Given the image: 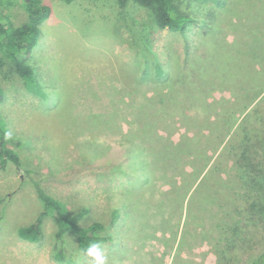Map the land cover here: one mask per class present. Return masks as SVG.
Here are the masks:
<instances>
[{
	"label": "rangeland",
	"instance_id": "obj_1",
	"mask_svg": "<svg viewBox=\"0 0 264 264\" xmlns=\"http://www.w3.org/2000/svg\"><path fill=\"white\" fill-rule=\"evenodd\" d=\"M42 1L51 15L29 63L46 97L0 70V118L14 139L26 142L15 149L23 167L0 171V264H96L87 254L72 260L68 250L56 256L49 217L41 244L14 235L43 211L31 184L41 175L42 186L70 211L90 210L82 226L110 223L106 202L116 205L111 240L100 247L105 264H215L239 189L223 153L228 125L214 130L211 120L232 118L228 107L247 113L264 96V73L251 83L239 77L231 85L235 94L193 74L190 57L204 58L200 21L182 34L158 28L144 10H127L148 26L145 51L114 0ZM226 2L224 11L212 9L216 37L245 58L240 67L263 71L264 0ZM8 18L19 26L26 15L16 3ZM163 72L174 80L173 91L161 81ZM200 81L209 84L202 92ZM203 100L216 108H200ZM243 227L245 239L254 238L244 247L255 240L252 251L261 255L264 222Z\"/></svg>",
	"mask_w": 264,
	"mask_h": 264
},
{
	"label": "trees",
	"instance_id": "obj_2",
	"mask_svg": "<svg viewBox=\"0 0 264 264\" xmlns=\"http://www.w3.org/2000/svg\"><path fill=\"white\" fill-rule=\"evenodd\" d=\"M61 1L72 4L75 0ZM16 3L26 15V20L19 26L12 24L8 18V11ZM114 4L121 15L124 12V21L131 24L133 34L140 43L138 45L140 48L142 45V50L145 51L150 50V45L147 44L149 35L145 33L148 26L144 21L131 17L127 10L135 7L144 10L158 28L182 34H185L193 23L200 21L203 29L197 33L196 39L204 37V58L199 60L197 55L193 54L189 59V66L193 74L196 73L208 83L213 85L214 82H221L217 87L220 86L225 91L238 93L239 90L235 86H232L233 90L231 87L235 80L241 77L244 82L251 83L257 73L261 75L264 73V70L254 71L240 67L245 58L240 53L233 52L228 42H222L216 37L218 27L217 23H214L216 19L212 9L214 7L224 11L227 6L226 0H114ZM50 15L51 8L42 0H0V70L4 73L7 69L5 76H16L27 90L41 97H46V94L37 83L34 68L29 61L32 51L40 43L42 26ZM165 73L163 72L160 79L172 89L170 85L175 82L166 77ZM262 83L264 88V79ZM207 85L209 84L200 81L195 86L202 92L203 88H208ZM217 87L212 86L211 92L218 93ZM4 96V89L0 86V105ZM224 103L220 102L218 108ZM195 104L197 103L191 100L189 107L195 110L193 107ZM199 107H204L205 111L216 108L206 100L200 102ZM227 109L235 111L232 118H213L211 123L214 130L220 125H228V137L224 141L223 153L231 161L236 176L233 182L237 184L239 190L236 193L238 197L234 207V222L227 227L222 243L216 247L215 264H264V251L259 256L252 251L256 244L255 240L251 249L244 247L253 237L245 239L243 232L245 225L264 222V96L244 115L242 111L233 110L231 107ZM56 116L58 119L62 117L58 112ZM25 145V141L11 136L5 122L0 118L1 172L6 171L10 165L18 169L23 167V162L15 149ZM26 173L36 175L30 170ZM43 181L42 175L40 178L35 176L31 178L32 187L43 205V211L32 223L16 228L14 235L19 240L35 245L41 244L45 238L43 223L47 217L53 220L56 227L54 249L55 255L61 259L64 258L65 250H68L71 259L75 260L87 254V248L91 243H98L101 247L111 240L108 235L113 228L114 216L117 215L116 205L110 204L108 200L106 202L112 216L110 223L92 222L82 226L90 210L84 207L75 212L70 211L62 200L55 198L42 186ZM3 220L4 217L0 216V227Z\"/></svg>",
	"mask_w": 264,
	"mask_h": 264
},
{
	"label": "clouds",
	"instance_id": "obj_3",
	"mask_svg": "<svg viewBox=\"0 0 264 264\" xmlns=\"http://www.w3.org/2000/svg\"><path fill=\"white\" fill-rule=\"evenodd\" d=\"M87 255L94 257L96 264H105V258L100 252V245L98 243H91L87 248Z\"/></svg>",
	"mask_w": 264,
	"mask_h": 264
}]
</instances>
